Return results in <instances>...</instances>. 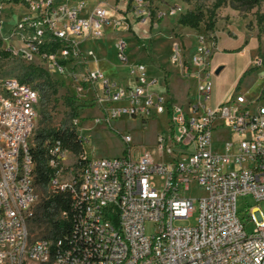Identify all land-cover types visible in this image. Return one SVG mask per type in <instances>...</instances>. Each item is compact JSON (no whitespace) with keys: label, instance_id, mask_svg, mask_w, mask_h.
<instances>
[{"label":"built area","instance_id":"built-area-1","mask_svg":"<svg viewBox=\"0 0 264 264\" xmlns=\"http://www.w3.org/2000/svg\"><path fill=\"white\" fill-rule=\"evenodd\" d=\"M19 1L26 10L11 29L13 43L1 49L46 60L64 77L96 86L106 99L99 118L105 125L124 116L145 124L162 115L168 127L156 135L155 155L144 151L136 158L130 133H121L127 145L121 156H83V163L54 139L46 147L53 169L46 187L70 196L69 209L61 211L70 228L55 241L32 238L39 193L30 138L40 90L14 77L0 79V264H264V212L252 209L249 234L237 208L242 196L264 200V102L236 92L210 104L217 68L210 36L200 35L190 54L177 42L172 46L168 60L197 96L184 104L168 89L154 90L158 78L144 62L130 60L121 35L116 58L133 84H118L91 67L92 51L81 47L107 27L127 30L120 2L144 0ZM70 154L75 161L67 166ZM192 184L204 195H187ZM194 216L195 224H178Z\"/></svg>","mask_w":264,"mask_h":264},{"label":"rangeland","instance_id":"rangeland-1","mask_svg":"<svg viewBox=\"0 0 264 264\" xmlns=\"http://www.w3.org/2000/svg\"><path fill=\"white\" fill-rule=\"evenodd\" d=\"M217 1L144 0V4L138 6H132L131 3L126 5V2L122 1L121 13L125 17L128 29L116 35H109L111 29L107 27L104 36L91 37L83 41L82 48L92 51L89 65L104 71L112 81L118 84L125 83L128 69L119 67L121 65L117 62L114 48L117 35H121L128 41L130 60L144 62L149 74L158 78L154 90L166 93L168 88L177 102L185 104L188 100L195 101L197 96L194 88L187 91L191 80L182 78L178 74L168 60L169 54L175 42L183 46L186 54H190L195 49L194 45L200 35L205 38L210 36L215 42L212 62L216 65L215 56L221 61L219 66H224L219 74L212 75L215 98L240 92L253 103H263L264 23L258 22L257 15L264 14V2L250 10H245L234 8L230 0H226L215 9L214 29L208 30V18ZM3 4V12L0 16V45L6 47L7 44L13 43L11 29L26 9L25 5H22L24 3L19 0H4ZM188 11L203 13V21L198 28L177 23L179 15ZM218 38H220L219 43ZM193 46L194 48H191ZM257 58L262 61L261 65L255 64ZM248 60H250L249 70L241 79L237 78L240 69ZM30 65L41 67L48 72V77H36L31 81L32 85L39 88L41 97L30 144H36L41 132L50 129H74L78 135L88 140L84 145L85 157H117L127 148L121 133H130L132 136L130 151L134 158L144 151H150L155 155L156 135L158 132L166 131L168 127L165 116H154L145 124L140 118L132 119L124 116L121 121H114L112 126L105 125L99 121V118L102 117L100 108L106 103V99L102 94L99 95L96 86L88 87L81 81L64 77L46 60L38 58L26 60L14 52L0 58V79L10 77L20 79ZM65 161L67 166L72 165L75 157L70 154ZM37 190L39 201L29 224L32 238L45 236V224L35 222L34 219L40 212V203L52 193L42 185ZM186 194L191 197L204 195L196 184H192ZM255 207H260L264 212V200L257 201L251 195L238 199V214L249 234L255 228L250 216ZM195 216L178 224H195Z\"/></svg>","mask_w":264,"mask_h":264},{"label":"trees","instance_id":"trees-1","mask_svg":"<svg viewBox=\"0 0 264 264\" xmlns=\"http://www.w3.org/2000/svg\"><path fill=\"white\" fill-rule=\"evenodd\" d=\"M225 1L226 0H218L213 5V9L210 12L208 18V30L214 29L215 9L220 7ZM230 2L236 9L250 10L256 6H259L262 2H264V0H230ZM257 19L260 24H263L264 14L258 13ZM202 21L203 13L194 11L182 13L177 19L178 24L191 28H198ZM9 54L10 53L8 50L0 48V58L6 57ZM41 76L48 77V72L41 67L30 65L19 80L21 82L31 83L34 78ZM54 139H60L81 163H83L85 160L83 158L85 145L84 137L78 135L74 129H50L48 131L41 132L37 137L35 146L32 147L31 150L36 164L35 181L37 187L40 185L46 186L50 177L53 175V169L48 165L47 162L46 147ZM70 202L71 198L66 193L52 192L45 197L42 203H40V212L35 215L34 219L35 222L45 224V236L40 238H47L55 241L60 236H62L63 233L69 230L70 221L61 217V211L68 210Z\"/></svg>","mask_w":264,"mask_h":264},{"label":"crops","instance_id":"crops-1","mask_svg":"<svg viewBox=\"0 0 264 264\" xmlns=\"http://www.w3.org/2000/svg\"><path fill=\"white\" fill-rule=\"evenodd\" d=\"M88 2H90V5H92L93 4V1L92 0H88ZM121 9H122V7H121ZM123 10V9H122ZM111 29V28H110ZM109 35H116V33L111 29V31H110V33H109ZM87 39H89V37L88 38H86V39H84L83 41H85V40H87ZM219 40H220V38H218V43H219ZM83 43V42H82ZM195 46V45H194ZM194 46L193 47H191V48H194ZM81 47H82V45H81ZM228 49H231V48H228ZM214 60H215V62H216V65H217V67L220 65V63H221V61H219L215 56H214ZM98 62V61H97ZM96 62V63H97ZM117 62H119V61H117ZM120 63V62H119ZM249 63H250V60H248L244 65H243V67L240 69V71H239V73H238V76H237V78H242L243 76H245V74H246V72L249 70ZM120 65L121 66H119V67H124V68H126L124 65H122L121 63H120ZM115 66V65H114ZM113 66V67H114ZM118 66V65H117ZM223 68H224V66H223ZM127 69V68H126ZM101 70V69H100ZM104 72V71H103ZM104 74H105V72H104ZM106 75V74H105ZM107 76V75H106ZM114 81V80H113ZM237 82V81H236ZM235 82V83H236ZM134 83V80L132 79V78H130L129 77V75H128V73H127V81L125 82V83H120L121 85H129V84H133ZM214 83V82H213ZM192 84V81H189V83H188V87H189V85H191ZM232 86V85H231ZM188 87H187V91H188ZM168 89V88H167ZM264 90V89H263ZM169 91V90H168ZM214 92H215V87L213 86V91H212V97H211V100H210V104H213V105H215V104H217L218 102H220L221 100H225V99H228L229 97H231L230 95H227V94H225V95H222V96H220L219 98H215V96H214ZM170 93V92H169ZM188 93V92H187ZM187 93H186V95H187ZM171 94V93H170ZM171 96H172V94H171ZM173 97V96H172ZM177 101V100H176ZM118 120H122V118L121 119H118ZM149 122V121H148ZM147 124V123H146Z\"/></svg>","mask_w":264,"mask_h":264},{"label":"water","instance_id":"water-1","mask_svg":"<svg viewBox=\"0 0 264 264\" xmlns=\"http://www.w3.org/2000/svg\"><path fill=\"white\" fill-rule=\"evenodd\" d=\"M222 69H223V66L222 65L221 66H218L216 68V70H215V74H219Z\"/></svg>","mask_w":264,"mask_h":264}]
</instances>
